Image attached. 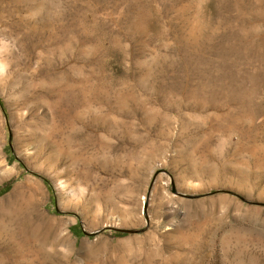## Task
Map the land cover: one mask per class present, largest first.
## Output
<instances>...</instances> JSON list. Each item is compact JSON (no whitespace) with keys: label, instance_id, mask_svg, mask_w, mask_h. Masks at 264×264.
I'll use <instances>...</instances> for the list:
<instances>
[{"label":"rangeland","instance_id":"obj_1","mask_svg":"<svg viewBox=\"0 0 264 264\" xmlns=\"http://www.w3.org/2000/svg\"><path fill=\"white\" fill-rule=\"evenodd\" d=\"M0 264H264V0H0Z\"/></svg>","mask_w":264,"mask_h":264},{"label":"trees","instance_id":"obj_2","mask_svg":"<svg viewBox=\"0 0 264 264\" xmlns=\"http://www.w3.org/2000/svg\"><path fill=\"white\" fill-rule=\"evenodd\" d=\"M3 191H5V189H1V190H0V193L3 192Z\"/></svg>","mask_w":264,"mask_h":264}]
</instances>
